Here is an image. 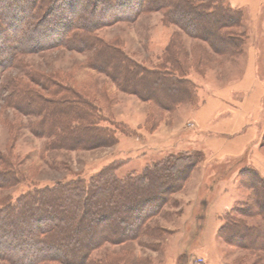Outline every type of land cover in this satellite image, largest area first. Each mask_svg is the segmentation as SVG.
<instances>
[{
	"label": "rangeland",
	"instance_id": "374dc122",
	"mask_svg": "<svg viewBox=\"0 0 264 264\" xmlns=\"http://www.w3.org/2000/svg\"><path fill=\"white\" fill-rule=\"evenodd\" d=\"M95 1L96 10L91 5L80 11L93 25L87 39L90 47L76 50L58 45L55 27L46 34L41 49L16 53L12 65L0 67V88L18 81L41 96L47 109L100 111L101 125L117 129V139L90 140L68 148L60 122L68 116L62 117L56 108L50 114L48 110L26 114L8 105L9 91L0 92V176L14 178L4 187L0 179V206L37 186L88 178L111 163H119L115 174L122 179L139 175L166 155L188 153L195 155L194 161L179 173L170 171L168 187L161 186L159 175H152L142 187L138 209L125 224L110 226L114 240L97 243L89 250L86 264H264V248L252 246L250 238L229 228L231 218L264 228V200L255 202L253 188L259 181L254 173L264 177L242 157L211 156L194 123L195 110L212 91L242 78L250 48L257 53L258 76L264 77V6L256 24L244 10L227 13V19H234L225 28L214 29L215 40H226L216 52L176 25L166 3L144 9L132 4L131 13L115 18L107 11V0L91 4ZM103 11L110 20L100 16ZM102 52L125 56L139 70H149L153 79H138L133 90L123 83L122 73L102 66ZM159 69L186 78L190 94L180 95L181 91L170 88L172 98L167 100V92L156 89L160 82L153 72ZM256 145L264 150V128ZM107 223L98 222V229ZM100 236L99 232L68 234L66 243L72 250L84 251ZM72 250L65 252L75 256ZM0 264L9 263L0 260Z\"/></svg>",
	"mask_w": 264,
	"mask_h": 264
},
{
	"label": "trees",
	"instance_id": "16d2710c",
	"mask_svg": "<svg viewBox=\"0 0 264 264\" xmlns=\"http://www.w3.org/2000/svg\"><path fill=\"white\" fill-rule=\"evenodd\" d=\"M91 2L92 0H0V67L12 65L16 53H31L41 49L44 46L43 41L47 40L46 34L52 33L55 27L57 33L54 40L58 45L76 50L90 47L87 39L91 37L93 25L83 18L80 11L90 8L91 5L90 9L96 10V1L94 4ZM107 3V11L115 18L131 13L129 6L132 4L144 9L146 5L152 8L154 4L158 7L166 3L176 25H181L186 33L202 39L216 52L226 45V40L223 37L215 40L214 29L217 25L225 28L230 24L229 21L234 17L227 19V13L241 14V10L232 8L228 3L220 4V0H107ZM100 16L104 19L110 17L106 16L104 11ZM110 19L111 17L107 20ZM101 54L104 55L102 66L111 68L108 71L112 70L113 73H122L120 76L123 83L133 90L138 79L143 82L153 79L149 70H139L125 56L110 57L103 52ZM153 73H156L160 82L156 89L167 92V100L172 98L170 91L174 89L181 91L180 95L185 92L186 95L190 94V82L186 78L173 76V73L167 71L161 72L160 69ZM153 83V86H156L157 82ZM6 91H9L8 105L26 114H38L45 110L50 114L55 108L59 109L54 106L47 109L41 101L43 98L21 82H11L0 88L1 93ZM66 109L67 113L61 112ZM66 109H59L58 112L62 117H69L60 119L65 126L61 133L66 132L65 142L68 148H78V144L83 145L90 140L108 138L116 141L117 129L110 130L108 126L101 125L100 111L90 107ZM66 119L71 121H65ZM74 121L81 124L75 125ZM54 123L57 124V121ZM194 156L188 153L166 155L146 166L139 175L128 174L122 179L115 174L120 167L119 163H111L88 178L37 186L15 201L4 203L0 206V260L9 264H43L48 261L86 264L89 260V250L97 243L114 240L109 231L110 226H113L114 222L125 224L124 221L138 209L141 204L139 201L144 197L142 187L151 180L152 175H159L163 182L161 186L164 184L168 187L171 180L170 171L179 173L181 167L194 161ZM254 175H257L259 180L258 188L253 187L254 200L259 202L260 199L264 200V179L257 173ZM0 179L3 181L1 187H4L6 182L14 181L9 174L1 175ZM104 219L108 223L98 229V222ZM230 220L232 223L229 228L232 231L250 238L252 246L264 248V228L240 224L232 218ZM98 232L102 236L97 238L95 244L91 241L84 251L72 250L66 243L70 242L68 234L73 236L74 233H83L86 236ZM65 249L74 251L72 254L76 255L70 256L69 251L65 252Z\"/></svg>",
	"mask_w": 264,
	"mask_h": 264
},
{
	"label": "crops",
	"instance_id": "0c3cea01",
	"mask_svg": "<svg viewBox=\"0 0 264 264\" xmlns=\"http://www.w3.org/2000/svg\"><path fill=\"white\" fill-rule=\"evenodd\" d=\"M229 5L256 24L264 0H229ZM256 62V50L250 48L242 78L212 91L195 110L194 123L211 156L242 157L264 177V150L256 145L264 128V77L258 76Z\"/></svg>",
	"mask_w": 264,
	"mask_h": 264
}]
</instances>
